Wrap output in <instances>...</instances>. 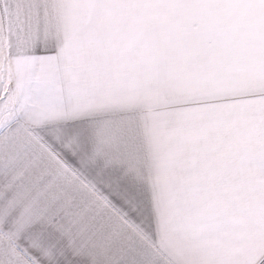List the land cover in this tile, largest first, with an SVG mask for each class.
Instances as JSON below:
<instances>
[{
	"label": "snow or ice",
	"instance_id": "snow-or-ice-1",
	"mask_svg": "<svg viewBox=\"0 0 264 264\" xmlns=\"http://www.w3.org/2000/svg\"><path fill=\"white\" fill-rule=\"evenodd\" d=\"M208 6L0 0V264H154L157 187L140 163L156 118L175 122V186L203 250L188 264H235L225 250L264 231V99L245 113L264 90L240 86L227 41L174 38L173 9L189 10L192 35L203 25L192 10Z\"/></svg>",
	"mask_w": 264,
	"mask_h": 264
},
{
	"label": "crops",
	"instance_id": "crops-1",
	"mask_svg": "<svg viewBox=\"0 0 264 264\" xmlns=\"http://www.w3.org/2000/svg\"><path fill=\"white\" fill-rule=\"evenodd\" d=\"M16 0H10L15 4ZM209 6L194 9L203 25L199 33L193 34L198 46L209 42L220 44L227 41L239 64L244 68L239 84L250 93L264 90V0H198ZM245 113L255 114L260 110L264 95L249 98ZM160 133V132H159ZM161 138V139H160ZM163 137L149 134L144 139L141 157V179L157 187L158 219L160 227L154 248V264H188L202 254L197 238L185 228L188 214L184 194L175 186V176L180 173V161L175 156V146L163 141ZM260 143L256 133L250 137L249 157L252 166L259 171ZM235 264H264V231L249 228L239 241L225 250Z\"/></svg>",
	"mask_w": 264,
	"mask_h": 264
},
{
	"label": "rangeland",
	"instance_id": "rangeland-1",
	"mask_svg": "<svg viewBox=\"0 0 264 264\" xmlns=\"http://www.w3.org/2000/svg\"><path fill=\"white\" fill-rule=\"evenodd\" d=\"M194 1H198V0H194ZM177 2H183V0H177ZM135 11H136L135 9H128V10H125L124 14L131 16L135 14ZM188 11H189L188 9L180 8V7H177L172 10V13L174 16L173 24L176 30L174 38L186 46L187 45H198V42L193 41V34L187 35L184 32V16L187 14ZM165 110H171V109H161V111H165ZM156 124H157V129H158L157 135L160 136V133H161L162 137L163 135H167L166 133L168 129L175 126L174 121L168 120V121L162 122L159 120V118H156ZM163 141L168 142L169 141L168 137L164 138Z\"/></svg>",
	"mask_w": 264,
	"mask_h": 264
}]
</instances>
